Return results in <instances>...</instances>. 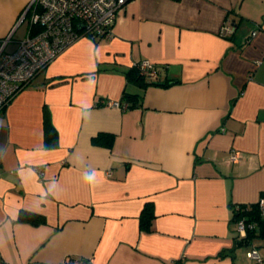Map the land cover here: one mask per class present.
Returning <instances> with one entry per match:
<instances>
[{"label": "crops", "instance_id": "0c3cea01", "mask_svg": "<svg viewBox=\"0 0 264 264\" xmlns=\"http://www.w3.org/2000/svg\"><path fill=\"white\" fill-rule=\"evenodd\" d=\"M30 2L0 0L4 53ZM142 60L156 85L126 76ZM125 93L139 106L104 104ZM262 194L264 0H128L109 36L80 37L0 110V264H237L231 206Z\"/></svg>", "mask_w": 264, "mask_h": 264}, {"label": "built area", "instance_id": "2783aa9c", "mask_svg": "<svg viewBox=\"0 0 264 264\" xmlns=\"http://www.w3.org/2000/svg\"><path fill=\"white\" fill-rule=\"evenodd\" d=\"M127 2L128 0H31L22 16L24 18L31 11L28 20L30 31L27 36L11 53H4L6 41L1 43L0 110H4L37 74L45 70L62 51L80 37L109 36L118 14ZM33 27H38L35 33H32ZM231 32V23L226 20L221 34L228 35ZM256 34V31L252 32L250 38ZM133 67L151 80L157 77L154 65L149 60L137 62ZM104 104L121 110L128 109L127 103L110 101ZM237 158V154L231 151L230 160L236 161ZM107 174L110 175V172ZM257 204L264 216V196L258 199ZM254 228L253 223L244 219L235 223L236 234L240 238H244ZM247 257L255 264L262 263L256 246L248 248ZM62 264L85 263L72 260Z\"/></svg>", "mask_w": 264, "mask_h": 264}, {"label": "trees", "instance_id": "16d2710c", "mask_svg": "<svg viewBox=\"0 0 264 264\" xmlns=\"http://www.w3.org/2000/svg\"><path fill=\"white\" fill-rule=\"evenodd\" d=\"M232 23V22H231ZM232 26V24H231ZM33 32L35 33L38 30V27H33ZM157 73V72H156ZM126 76L131 78L132 80L138 82L141 87H145L147 85H156L154 80L149 79L148 77L142 76L139 71L132 67L126 73ZM124 98L126 99V103L128 105V109L136 108L139 106L138 99L136 96L129 95L125 93ZM44 133H45V147L54 148L57 146V134L53 127L50 124L49 117L47 114H44ZM104 139H107V142ZM93 143L103 142L107 143L108 146L111 145L112 135L100 133L96 137L93 138ZM261 196H264L262 194ZM238 207V208H237ZM232 211V219L231 223L235 225L237 220L244 219L247 222L253 223L255 228L252 231H248L244 238H240L236 236L235 247L234 250L239 248H250L254 246V243L257 240H264V216L261 215L260 209L257 203L251 205H236L231 206ZM154 217L153 207L151 204H146L141 212L139 217V227L143 231H149L152 219ZM18 220L21 222L31 223L33 225H38L44 222V219L37 214L21 211L19 213ZM258 248V246H256Z\"/></svg>", "mask_w": 264, "mask_h": 264}, {"label": "rangeland", "instance_id": "374dc122", "mask_svg": "<svg viewBox=\"0 0 264 264\" xmlns=\"http://www.w3.org/2000/svg\"><path fill=\"white\" fill-rule=\"evenodd\" d=\"M257 245H258V251H259V254L262 258V263L261 264H264V240H257ZM244 254V252H243ZM242 258V256H241ZM240 258V256H238L236 258V262L237 264H255L254 262H252L248 257L246 258L245 254L243 256V260Z\"/></svg>", "mask_w": 264, "mask_h": 264}, {"label": "water", "instance_id": "95a60500", "mask_svg": "<svg viewBox=\"0 0 264 264\" xmlns=\"http://www.w3.org/2000/svg\"><path fill=\"white\" fill-rule=\"evenodd\" d=\"M79 28H81V26H79Z\"/></svg>", "mask_w": 264, "mask_h": 264}]
</instances>
